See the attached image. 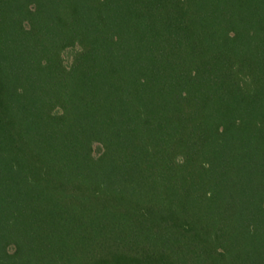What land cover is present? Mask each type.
I'll return each mask as SVG.
<instances>
[{
  "label": "trees",
  "instance_id": "1",
  "mask_svg": "<svg viewBox=\"0 0 264 264\" xmlns=\"http://www.w3.org/2000/svg\"><path fill=\"white\" fill-rule=\"evenodd\" d=\"M0 264H264V0H0Z\"/></svg>",
  "mask_w": 264,
  "mask_h": 264
},
{
  "label": "rangeland",
  "instance_id": "2",
  "mask_svg": "<svg viewBox=\"0 0 264 264\" xmlns=\"http://www.w3.org/2000/svg\"><path fill=\"white\" fill-rule=\"evenodd\" d=\"M74 54H75V51L73 49H68L67 51H65L64 59L67 65H70L72 63ZM101 152H102V146L99 144H96L94 146V153L98 156L100 155Z\"/></svg>",
  "mask_w": 264,
  "mask_h": 264
}]
</instances>
